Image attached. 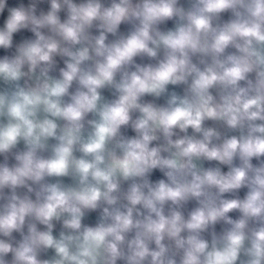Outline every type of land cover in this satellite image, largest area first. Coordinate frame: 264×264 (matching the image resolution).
Masks as SVG:
<instances>
[{"label":"clouds","instance_id":"clouds-1","mask_svg":"<svg viewBox=\"0 0 264 264\" xmlns=\"http://www.w3.org/2000/svg\"><path fill=\"white\" fill-rule=\"evenodd\" d=\"M0 264H264V0H0Z\"/></svg>","mask_w":264,"mask_h":264}]
</instances>
